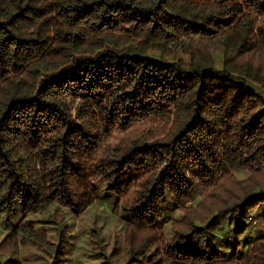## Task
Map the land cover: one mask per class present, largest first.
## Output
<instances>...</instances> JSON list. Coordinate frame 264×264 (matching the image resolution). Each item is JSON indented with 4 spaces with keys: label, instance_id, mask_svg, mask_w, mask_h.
I'll list each match as a JSON object with an SVG mask.
<instances>
[{
    "label": "trees",
    "instance_id": "1",
    "mask_svg": "<svg viewBox=\"0 0 264 264\" xmlns=\"http://www.w3.org/2000/svg\"><path fill=\"white\" fill-rule=\"evenodd\" d=\"M101 203L106 264H264L221 234L264 222V0H0V246L66 264L70 225L25 219Z\"/></svg>",
    "mask_w": 264,
    "mask_h": 264
},
{
    "label": "rangeland",
    "instance_id": "2",
    "mask_svg": "<svg viewBox=\"0 0 264 264\" xmlns=\"http://www.w3.org/2000/svg\"><path fill=\"white\" fill-rule=\"evenodd\" d=\"M245 176L246 175L244 174L240 175V177ZM191 204L192 203H187L186 205L190 206ZM109 210L110 207L108 204L101 203L90 206L82 214L73 218H68L67 216L61 218V213L57 212L55 224L45 223V220L49 219V213L48 215L36 214L33 216H28L25 220H29L30 222L37 220L34 225L37 227H42L40 232L46 233L48 240L47 242L49 244L56 243V238L53 235L54 231L50 228L51 226H57L59 223L61 226H64L66 223L70 225L72 228L70 234H72L73 237H68V240L71 242L72 251L71 253L69 251L66 256H62L63 258H69L66 264H78L79 262L83 263L85 259L86 264H106V261H104L106 260L105 257L103 255H99L98 252H100L101 249L108 251L113 246L112 242L115 239L121 242L123 240V238H121L120 229L115 226L118 214ZM202 214L207 215L206 212H202ZM94 223L97 225L104 223L106 229L102 230L100 233L102 241H99L98 243L95 242L92 247L88 245L87 238L89 235H91L92 227H95ZM229 223L230 222H227V224L225 223L224 225L227 226ZM12 227L13 223L5 225L3 224L0 217V244L6 234H12ZM233 228L234 223H230L226 227L225 232L221 233L224 239L227 238L225 240L231 243L235 240L234 238H236L238 243H242L249 239L251 240V238L254 237L264 238V222L261 220L258 209H254L249 212L248 215H246L244 218L243 227L238 233L234 234ZM16 240L17 250H13L12 244L3 245L4 247L0 246V264L10 254H13L16 264H50L51 262L56 264L57 262H60L58 259L55 260V257L53 258L52 254L48 253L46 248L32 243L27 238H25L24 235L19 234ZM106 246L110 247L106 249ZM127 252L128 250L124 249L123 246L120 247L117 250L115 257L110 258L111 264H115V261L117 264H124L127 261ZM59 264L63 263L60 262Z\"/></svg>",
    "mask_w": 264,
    "mask_h": 264
}]
</instances>
